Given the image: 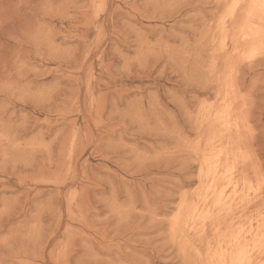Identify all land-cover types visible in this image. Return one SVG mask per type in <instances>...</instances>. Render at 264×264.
Listing matches in <instances>:
<instances>
[{
    "label": "rangeland",
    "instance_id": "rangeland-1",
    "mask_svg": "<svg viewBox=\"0 0 264 264\" xmlns=\"http://www.w3.org/2000/svg\"><path fill=\"white\" fill-rule=\"evenodd\" d=\"M228 4L0 0V264H209L187 223L228 83L238 173L264 178V35L224 50Z\"/></svg>",
    "mask_w": 264,
    "mask_h": 264
},
{
    "label": "bare ground",
    "instance_id": "bare-ground-1",
    "mask_svg": "<svg viewBox=\"0 0 264 264\" xmlns=\"http://www.w3.org/2000/svg\"><path fill=\"white\" fill-rule=\"evenodd\" d=\"M262 3L264 0H230V5H227L228 11L224 14L221 23L219 22L221 31L219 45L224 47V50L229 43L237 46L238 43L243 42L250 56L260 51L264 35ZM239 13L244 14V20L242 19L243 21L236 26L234 24ZM238 99L233 85L228 83L227 90L222 96V107L220 106L219 110L212 113L219 126V133L212 135L209 139L206 138L208 139L207 148L203 150L201 159L204 170L202 189L198 202L191 209L192 216L187 223V227L201 234L207 233L208 228L213 226L217 242L209 248L207 254L209 264H264V261L260 259V255L264 253V208H256V216L243 220V216L252 210L260 196L263 175L257 172L258 169L254 170L257 173L256 183L247 177V173L240 175L237 162L245 150L241 146L228 145L226 140V135L231 132L240 134L247 131V120L240 116L238 111L240 108L237 106ZM216 129L218 131V128ZM246 157L245 155L244 160ZM245 162L243 161L241 165L244 166ZM250 163L252 168L258 166H254L253 160H250ZM241 171L243 173V169ZM222 223L228 224L226 230H220ZM175 227H179L178 221Z\"/></svg>",
    "mask_w": 264,
    "mask_h": 264
},
{
    "label": "snow or ice",
    "instance_id": "snow-or-ice-1",
    "mask_svg": "<svg viewBox=\"0 0 264 264\" xmlns=\"http://www.w3.org/2000/svg\"><path fill=\"white\" fill-rule=\"evenodd\" d=\"M98 11L99 10H103L104 8V4L103 3H100L98 5H96ZM261 7L264 8V3L261 4ZM101 30L98 28V32H100ZM261 186H262V190H264V178L261 179Z\"/></svg>",
    "mask_w": 264,
    "mask_h": 264
}]
</instances>
